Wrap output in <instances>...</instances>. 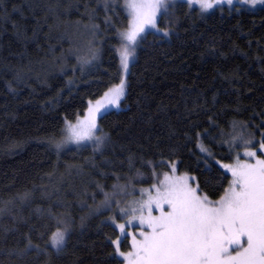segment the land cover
<instances>
[{
  "label": "trees",
  "instance_id": "16d2710c",
  "mask_svg": "<svg viewBox=\"0 0 264 264\" xmlns=\"http://www.w3.org/2000/svg\"><path fill=\"white\" fill-rule=\"evenodd\" d=\"M128 21L122 0H0V264H123L117 189L175 162L215 201L230 134L264 141V5L178 1L158 20L168 35L140 38L120 108L98 117L103 143L63 146L66 122L120 80Z\"/></svg>",
  "mask_w": 264,
  "mask_h": 264
},
{
  "label": "snow or ice",
  "instance_id": "6c2138e0",
  "mask_svg": "<svg viewBox=\"0 0 264 264\" xmlns=\"http://www.w3.org/2000/svg\"><path fill=\"white\" fill-rule=\"evenodd\" d=\"M199 3L201 9H210L213 3L222 0H189ZM252 5L264 4V0H243ZM166 0H125L130 16L129 29L121 33L126 41L120 53L121 64L126 71L132 48L146 28H156L157 14ZM231 5L233 0H227ZM164 35H168L164 30ZM125 82L110 88L103 100L89 108L86 130H77L69 125V139L77 141L92 138L96 128L95 114L106 110L109 105L118 106L124 95ZM99 142L100 138L96 137ZM246 146L250 141H244ZM260 151L264 152V142ZM245 156L254 157L255 152L246 151ZM229 167V166H225ZM173 173L175 165L171 166ZM232 181L224 195L217 201L197 195L198 188L190 187L188 177H169L153 185L155 195L149 191L146 201H139V209H119L121 216L133 213L132 219L124 224H114L122 236L128 235L126 227L138 219L149 231H141L142 237H133L134 252L117 254L129 260V264H264V160L256 164H240L230 167ZM145 191V190H142ZM153 205L160 215L152 214ZM167 205V211L164 206ZM147 209V216L144 210ZM140 211L137 217L135 213ZM114 222V218H113ZM65 233L57 231L51 238L53 247L61 246ZM246 245V246H245ZM235 252V255L232 254Z\"/></svg>",
  "mask_w": 264,
  "mask_h": 264
},
{
  "label": "rangeland",
  "instance_id": "374dc122",
  "mask_svg": "<svg viewBox=\"0 0 264 264\" xmlns=\"http://www.w3.org/2000/svg\"><path fill=\"white\" fill-rule=\"evenodd\" d=\"M178 1H184L186 3H189L190 5H192L194 7H197L200 10L205 11V12L209 11L211 9L220 8L222 6H226L228 8H232L233 6L236 5L237 8L245 7V8H248V9H254V7L264 5V4H259V3H257L256 5H252L250 3H244L243 0H233V3L231 5H229L227 3V0H222V2L220 4L213 3V7L212 8L205 10V9H201L199 3H195V2L190 3L189 0H166L165 6L162 7L160 9L159 13L157 14L156 28H146L145 32L142 33L141 36L138 38L136 44L132 48L129 49L132 52V55L129 57L128 68L125 71L123 69V67H122V64H121L120 53L123 50V48H124V46L126 44V41H124L122 39L121 33H124V32H126L129 29L130 16H129L128 10L126 8L125 0H122L123 6H125L126 13H127L128 17H129V21H128L127 26L124 29H122L120 31V33H119V40H121V42H120V45L117 48V54H118V59H119V62H120L121 78L116 84H113L111 88H113L116 85H119L121 80L123 79L124 82H125V87H124V94H125L126 86H127V84H126V78H127V75H128L127 72L129 70L130 64L133 62L134 56H135L136 51H137L136 47H137V45H138V43L140 41V38L142 36H144V34L147 31H153V32H158V33L164 34V30L165 29H163L162 27H160L158 25V20L160 18V14L161 13L171 14L172 10L176 6V2H178ZM166 31L168 32L167 29H166ZM108 90L103 92L100 97H98L96 99H92L91 101H88L86 109L83 112V114H80V116H77L73 121L66 122V124L64 126L65 134H64V139H63V142H64L63 146L80 145L82 143H86V144H89V145H92V146L93 145L99 146V145H101L103 143V141H102V137L103 136L97 130L98 117L100 115H102L106 111L119 109L120 108L119 104H118V106L109 105L106 110L102 109L101 113H96L95 114L96 128L92 132V138H85V139L79 140V141L75 140L74 138L73 139H69V136L71 134L70 131H69V125L74 126L77 130H86L87 129V120L89 119V108H90V106L94 107L95 104H96V101L103 100L104 99V94ZM123 98H124V95L121 97L120 101ZM120 101H119V103H120ZM234 129H237V128L234 127ZM230 136L231 137H230V140H228V144L235 151L233 159L230 160V161H227V162H222V161L219 160L217 163L225 172H227L229 174V176H230L229 180L231 182L233 177H232V172L230 170V167H234L238 162L240 164H256L257 160H264V152L260 151L261 143L264 142V141L262 140L261 136L259 138H256L254 136H250L249 134H246L244 130L243 131H237V132L235 131L234 133L232 132L230 134ZM96 137L100 138L99 142L97 141ZM244 141H250L251 143H250L249 146H246ZM246 151L255 152L256 155L254 157L245 156L244 153ZM172 165H175V172L174 173H173L172 168H171ZM172 165L170 166V169L167 172L163 173L161 175V177L157 178L155 181L150 182V184H139V186H130V187H128V189H126L124 191L120 190V189H117V191L115 193V196H116V200L115 201H116V204H117V207H118V209H117L118 219H115L113 223L114 224H124L126 221L132 219L133 213L129 212L127 215L121 216V214L119 212V209H130V208L139 209V204L137 202L146 201L148 199L149 191H151L152 195H155V190L153 189V185L159 186L158 182L159 181H163L165 179V174H167L169 177H176V178L186 176V177L189 178L188 179L189 186L193 187V188H197V185H196V183H194L193 177L190 174H188L185 171H183V172L176 171L175 162L172 163ZM225 166H229V167H225ZM230 182L228 183V186H229ZM228 186L226 187V189L228 188ZM142 190H145V191H142ZM197 195L205 196L204 194H202L200 192H197ZM223 195H224V193L221 196H223ZM220 197L217 200H219ZM217 200H215V201H217ZM152 207H153L152 214L154 216L160 215V212H159L158 209H156L155 205H153ZM164 210L165 211L168 210L167 209V205L164 206ZM143 214L145 216H147V209L144 210ZM135 215L137 217H139L141 215L140 211L138 210L135 213ZM57 231L64 232L65 235H66V232H65L64 228L63 229H57V230L54 231V233H56ZM118 231H119L118 237L115 240H113V241H116L118 238L120 239V242H119V245H118L119 252H122V253L125 254V256H127V254L132 253L135 250L133 248V237H135L136 240H140V239H142V237L139 235V233L141 231L147 232V231H149V229L147 228L146 225H140L139 220L135 219V220H132L131 225L126 227V233L128 235L122 236V234H121L119 229H118ZM53 234H52V236H53ZM52 236H51V238H52ZM124 243L127 245V247H122V244H124ZM50 244H51L52 248H59V247L63 246L64 243L61 246L53 247V245L51 243V239H50ZM114 245H115V252L117 254V245L116 244H114ZM232 254L235 255V252H232ZM117 256L122 259L123 264H129V260L128 259H125V257L119 256L118 254H117Z\"/></svg>",
  "mask_w": 264,
  "mask_h": 264
}]
</instances>
